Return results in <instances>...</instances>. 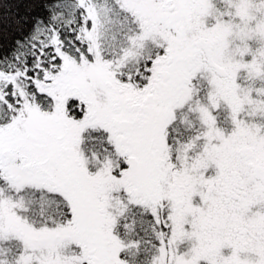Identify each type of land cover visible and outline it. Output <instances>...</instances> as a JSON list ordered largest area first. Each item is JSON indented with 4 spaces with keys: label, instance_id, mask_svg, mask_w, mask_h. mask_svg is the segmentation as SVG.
I'll return each instance as SVG.
<instances>
[{
    "label": "snow or ice",
    "instance_id": "1",
    "mask_svg": "<svg viewBox=\"0 0 264 264\" xmlns=\"http://www.w3.org/2000/svg\"><path fill=\"white\" fill-rule=\"evenodd\" d=\"M0 40V264H264V0H0Z\"/></svg>",
    "mask_w": 264,
    "mask_h": 264
},
{
    "label": "trees",
    "instance_id": "2",
    "mask_svg": "<svg viewBox=\"0 0 264 264\" xmlns=\"http://www.w3.org/2000/svg\"><path fill=\"white\" fill-rule=\"evenodd\" d=\"M21 11H23V9H21ZM7 41L5 40H0V46H6L7 45ZM4 47H0V51H3Z\"/></svg>",
    "mask_w": 264,
    "mask_h": 264
}]
</instances>
